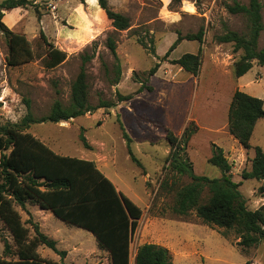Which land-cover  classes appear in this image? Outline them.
<instances>
[{"label": "rangeland", "instance_id": "obj_1", "mask_svg": "<svg viewBox=\"0 0 264 264\" xmlns=\"http://www.w3.org/2000/svg\"><path fill=\"white\" fill-rule=\"evenodd\" d=\"M31 1L35 7L20 9L16 13L17 17L20 14L18 21L11 23V17L6 22L2 19L9 30L26 37L35 57L27 64L8 66V46L0 31V125L20 123L27 113L25 100L30 102L36 119L47 116L56 100L67 105L81 57L92 55L86 63L88 102L92 106L103 102L114 106L98 109L69 124H32L26 131L58 153L95 161L117 189L141 208L142 216L129 246L131 254L140 245L153 243L168 250L173 264H264V244L242 252L233 231L205 224L194 212L186 217L173 213L175 190L190 180L175 174L166 162L170 152L166 131L180 138L190 126L193 134L182 154L193 172L220 177L219 170L208 163L213 146H218L232 166V180L240 184L247 208L256 210L264 205V197L257 192L261 183L241 178L243 170H250L253 149L244 150L227 131V110L234 91L262 100L264 109V67L253 62L244 76L236 78L233 65L242 52H234L232 43L216 42V37L226 31L249 34L246 17L230 14L226 9L234 1L247 5L248 0H181L176 4H171V0H107L110 9L130 20V28L120 32L113 29L103 10L102 14L97 8L92 9L89 4L95 0H88L89 4L79 0ZM259 2L263 5L264 24V0ZM200 29L204 34L197 76L172 63L183 54H196V41H181L161 61L178 35L196 34ZM40 32L49 44L66 54L54 69L43 66L46 45L39 38ZM109 36L116 44L119 76L106 47ZM258 48H264V30ZM155 64L159 67L150 76ZM118 95L131 98L119 102ZM120 124L130 138V150L139 165L130 158ZM80 134L90 150L82 146ZM250 144L264 153V119L257 122ZM16 209L23 221L32 216L27 207ZM42 222L44 231L59 241L60 250L73 244L86 253L98 249L95 237L83 229L54 216ZM4 239L13 248L10 233L0 223V254ZM47 251L50 249L38 248L41 256ZM97 256L99 264H109L107 255ZM130 262L133 264L132 257Z\"/></svg>", "mask_w": 264, "mask_h": 264}, {"label": "trees", "instance_id": "obj_2", "mask_svg": "<svg viewBox=\"0 0 264 264\" xmlns=\"http://www.w3.org/2000/svg\"><path fill=\"white\" fill-rule=\"evenodd\" d=\"M79 1L84 3L85 0ZM180 1L171 0V4ZM97 2L115 31H126L130 28L128 17L110 9L107 0ZM28 7H35L34 1L0 2V31L8 46L6 64L11 67L32 62L35 54L31 43L23 34L9 30L2 23L3 12ZM262 8L259 0H248L247 5L236 1L226 5L228 13L243 15L249 24L247 36L235 31H226L216 37L217 43H232L234 52H242L233 65L236 78L244 76L253 67V62L264 67V48H258V39L264 30ZM203 34V29H200L196 34L178 35L161 61H165L181 41H196L199 43L196 54H183L172 63L191 76H197L201 64ZM39 38L46 45L43 66L46 69L56 68L65 60L66 54L49 44L42 32ZM138 42L146 47L142 39L139 38ZM106 47L113 56L115 74L119 76L120 62L116 54V44L110 36L106 39ZM151 53L154 54L152 50ZM91 58L92 55L88 54L81 57L82 64L71 84L67 105L56 100L47 116L36 119L31 113L30 102L25 100L27 113L20 123L0 125V223L10 233L14 248H11L5 239L2 240L0 264H58L40 257L37 252L40 246L54 251L61 259L65 256L64 251L56 249L53 239L40 232L38 224L34 223L30 216L27 220H22L16 207L25 210L27 205L50 211L65 224L91 233L98 248L108 253L109 264H129V246L142 216L141 208L118 191L93 161L60 155L26 131L32 124L69 122L88 113L92 114L98 109L114 106L109 102L92 106L88 102L86 63ZM158 67L159 64H155L149 75H153ZM141 89H144V86H141ZM117 98L121 102L129 100L131 96L118 95ZM261 119H264L263 101L239 90L234 91L227 112V131L244 150L253 149L250 170H243L241 178L260 182L257 192L264 197V153L260 147H252L250 144L255 126ZM119 127L123 139L126 140L131 160L139 165L130 150V138L121 124ZM192 134L190 126L184 129L180 138L171 131H166L170 148L166 159L168 167L175 174L186 176L190 180L175 190L173 213L186 217L194 212L205 224L222 228L224 231H233L239 239L236 245L242 252L264 244V205L256 210L247 208L246 200L239 191L240 184L232 180V166L223 149L218 146H213L208 163L219 170L220 177L196 175L191 163L182 154ZM79 140L85 149H91L82 134L79 135ZM134 264L173 263L166 248L144 243L136 250Z\"/></svg>", "mask_w": 264, "mask_h": 264}, {"label": "crops", "instance_id": "obj_3", "mask_svg": "<svg viewBox=\"0 0 264 264\" xmlns=\"http://www.w3.org/2000/svg\"><path fill=\"white\" fill-rule=\"evenodd\" d=\"M85 1H86V3L89 4L88 0H85ZM89 5L92 7V9H96L97 8L96 9L97 11H100L101 13L103 12L102 9L97 5V1L96 0H95L94 3L89 4ZM19 11H20V9L17 8V9H13V10H11L9 12H5L4 13V17H3L5 22H6V18L7 17H11V23H14V22L18 21V17L20 16V14L17 17L16 13H19ZM201 49H202V47H201ZM227 112H228V110H227ZM70 121H75V119H72ZM66 123L69 124V122H60L61 125L62 124L64 125ZM56 153H58V152H56ZM58 154L63 155L61 153H58ZM63 156H67V155H63ZM68 157H71V156H68ZM79 159H81V158H79ZM84 160H86V159H84ZM93 162L96 165V162L95 161H93ZM116 189H117V187H116ZM118 191H120V190H118ZM26 207L29 208V213L32 215L31 217H33V219L35 220V223L38 224L40 232L43 233L44 235L48 236L49 238L53 239L56 242V249L58 251H64L65 252V256H64L63 259H61L59 257V255H57V253H55L52 250L45 252V254L43 256H41L39 254L40 257H42V258H44L46 260H51V261L56 262L58 264H99L100 258H98V256H97L98 254L99 255H107L108 256V253L106 251H102L99 248L98 249H94L93 251L86 253V252L81 251L78 248V246H74V244L70 245V247H66V248L60 250L58 248L59 241L57 239L53 238V237H50L49 234H47L44 231L43 227H42V223H43L42 220L45 219V218L49 219V218H51L53 216L51 214V212L50 211L41 210L37 206L27 205ZM136 250L134 251V253L131 254L130 253V247H129V264H131L130 257L133 258V264H134V258H135V255H136ZM37 252H38V249H37ZM91 255H94L92 259H91ZM87 260H89L90 263H88Z\"/></svg>", "mask_w": 264, "mask_h": 264}, {"label": "bare ground", "instance_id": "obj_4", "mask_svg": "<svg viewBox=\"0 0 264 264\" xmlns=\"http://www.w3.org/2000/svg\"><path fill=\"white\" fill-rule=\"evenodd\" d=\"M170 16V15H169Z\"/></svg>", "mask_w": 264, "mask_h": 264}]
</instances>
